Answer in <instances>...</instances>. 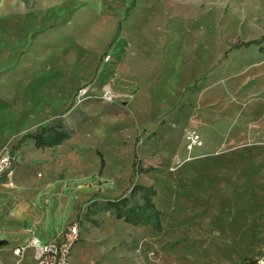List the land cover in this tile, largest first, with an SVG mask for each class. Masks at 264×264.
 I'll return each instance as SVG.
<instances>
[{
    "label": "rangeland",
    "instance_id": "1",
    "mask_svg": "<svg viewBox=\"0 0 264 264\" xmlns=\"http://www.w3.org/2000/svg\"><path fill=\"white\" fill-rule=\"evenodd\" d=\"M132 2L0 0V259L76 222L72 264H264V51L230 49L264 34V0ZM73 99L68 141L13 152ZM133 184L161 232L105 210Z\"/></svg>",
    "mask_w": 264,
    "mask_h": 264
},
{
    "label": "trees",
    "instance_id": "2",
    "mask_svg": "<svg viewBox=\"0 0 264 264\" xmlns=\"http://www.w3.org/2000/svg\"><path fill=\"white\" fill-rule=\"evenodd\" d=\"M135 1L136 0H133L132 4L127 9V12L131 11V9L135 6ZM122 23L123 21L119 22L115 38H117L121 34ZM263 44L264 34L258 39L246 42L242 41L240 43L234 44L230 49L236 50L252 46H259L260 50L264 51ZM230 49L226 51L225 55L223 56L224 58L229 53ZM199 80L200 79H198L196 83L199 82ZM193 87L195 86H191L189 89H192ZM75 104L76 102L73 99L71 104L62 114L52 119L48 124L40 125L35 131L23 135L19 139L17 144L13 146V152L20 149L27 143L28 140H32L35 147L38 149L55 148L68 141L72 137L73 131L65 126L63 118L65 113L71 110L75 106ZM100 159L101 174L105 168V159L102 154H100ZM132 168V178H134L138 174L149 173L153 169L144 168L142 166L141 160L137 158L134 160ZM5 178L6 176L0 178V182H2ZM129 190V196H126L125 192L124 194L114 199H108L106 202L105 210L110 211L116 217V219L123 220L125 223L131 224L133 226H151L154 231L161 232L163 228V212L157 207L155 202L157 190L152 186L147 187L140 184H133V186ZM71 225L72 224H69L67 228Z\"/></svg>",
    "mask_w": 264,
    "mask_h": 264
},
{
    "label": "built area",
    "instance_id": "3",
    "mask_svg": "<svg viewBox=\"0 0 264 264\" xmlns=\"http://www.w3.org/2000/svg\"><path fill=\"white\" fill-rule=\"evenodd\" d=\"M102 99L111 101V93L105 92ZM188 140L189 151L203 145V141L194 132L188 135ZM16 162L17 156L14 154L1 156L0 178L7 176ZM78 240L79 227L75 222L53 241L41 243L39 238L32 237L27 244L14 247L11 252L14 261L9 264H72L73 249ZM0 264L8 263L0 259Z\"/></svg>",
    "mask_w": 264,
    "mask_h": 264
},
{
    "label": "water",
    "instance_id": "4",
    "mask_svg": "<svg viewBox=\"0 0 264 264\" xmlns=\"http://www.w3.org/2000/svg\"><path fill=\"white\" fill-rule=\"evenodd\" d=\"M5 244H7L6 240L0 241V247L4 246Z\"/></svg>",
    "mask_w": 264,
    "mask_h": 264
},
{
    "label": "crops",
    "instance_id": "5",
    "mask_svg": "<svg viewBox=\"0 0 264 264\" xmlns=\"http://www.w3.org/2000/svg\"><path fill=\"white\" fill-rule=\"evenodd\" d=\"M9 175V174H8ZM27 216H29V214L27 215ZM32 218H34V216H32ZM38 238V237H37ZM8 243V242H7Z\"/></svg>",
    "mask_w": 264,
    "mask_h": 264
}]
</instances>
